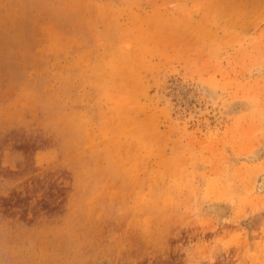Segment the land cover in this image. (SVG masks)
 <instances>
[{
	"label": "rangeland",
	"instance_id": "rangeland-1",
	"mask_svg": "<svg viewBox=\"0 0 264 264\" xmlns=\"http://www.w3.org/2000/svg\"><path fill=\"white\" fill-rule=\"evenodd\" d=\"M263 175L264 0H0V264H264Z\"/></svg>",
	"mask_w": 264,
	"mask_h": 264
},
{
	"label": "bare ground",
	"instance_id": "bare-ground-1",
	"mask_svg": "<svg viewBox=\"0 0 264 264\" xmlns=\"http://www.w3.org/2000/svg\"><path fill=\"white\" fill-rule=\"evenodd\" d=\"M136 21V19H135ZM203 25V24H202ZM201 25L200 29H203L204 27ZM140 33H138V36L136 38V42L139 46V48L142 50V55H140V61H144L145 59V56L143 55L144 52L143 50L145 51H149L148 50V47L150 44H154V45H159V44H162L166 47H173L175 45H183V44H188L189 42H191L192 39H189L187 37H183V35H180V34H177L175 32L174 29H168V28H161V29H158L157 26H153V22L151 21V23L149 24V27L147 28H140L139 31ZM200 33H203V34H206L207 32H205L204 30H202ZM197 39L196 41L198 40H201L202 38L200 36H198V34L196 35ZM193 38V37H191ZM166 47L164 48V50L161 51V54L162 53H165L164 51L166 50ZM169 58V56L167 57ZM129 69H138V62H136L134 60V63L131 64L130 68ZM202 80V87H203V90L205 93H207L212 99L214 102H218L217 100H219V91H218V87L215 85V84L212 82V80H209V79H201ZM201 83V82H200ZM243 101V100H242ZM247 100H244L243 102H245ZM213 102V103H214ZM235 103V101H233ZM241 102V101H240ZM242 102V103H243ZM249 102V101H248ZM231 103V102H230ZM242 103L240 105H242ZM228 104V103H227ZM247 104V102H246ZM238 105V104H237ZM234 105L231 104L230 107L232 108ZM253 107V106H252ZM234 108L236 109V106H234ZM238 108V107H237ZM233 109V110H235ZM226 111H228V114L230 115V112H231V109L230 111L227 109ZM236 111H234L235 113ZM227 113V112H226ZM240 113V112H238ZM246 113L248 114V112H241V115L240 117L244 118V115L245 114V117H246ZM233 116V115H232ZM237 117V118H236ZM238 115L234 117V119L236 120H240V118ZM259 152L256 151V152H253V158L256 159L258 158L259 156ZM259 189L261 191H264V175L262 176V180H261V183L259 185ZM198 199V198H197ZM199 201V200H198ZM217 201V200H216ZM219 201V199H218ZM197 202V201H195ZM213 202L214 204V201H211ZM218 203V202H217ZM220 203V201H219ZM219 205V204H218ZM217 205L218 208L215 209V211L218 209L220 210L219 212L221 213L223 208L220 207ZM228 206V205H227ZM210 207V206H209ZM207 207V208H209ZM211 207H212V203H211ZM214 207H216V205L214 204ZM214 207H213V210H214ZM231 207V206H230ZM205 208V207H204ZM212 209V208H211ZM210 209V210H211ZM228 209V207H227ZM218 210L216 212H218ZM211 213V212H210ZM230 213V212H229ZM228 213V214H229ZM219 214V213H218ZM225 214V213H224ZM222 216V215H221ZM225 216V215H224ZM223 217V216H222ZM220 218V217H219ZM221 219V218H220ZM219 219V220H220Z\"/></svg>",
	"mask_w": 264,
	"mask_h": 264
}]
</instances>
